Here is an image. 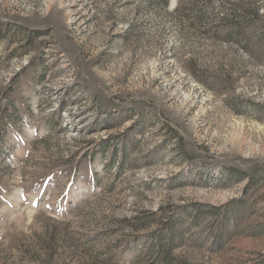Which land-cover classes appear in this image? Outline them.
<instances>
[{
    "label": "rangeland",
    "instance_id": "obj_1",
    "mask_svg": "<svg viewBox=\"0 0 264 264\" xmlns=\"http://www.w3.org/2000/svg\"><path fill=\"white\" fill-rule=\"evenodd\" d=\"M0 264H264V0H0Z\"/></svg>",
    "mask_w": 264,
    "mask_h": 264
}]
</instances>
